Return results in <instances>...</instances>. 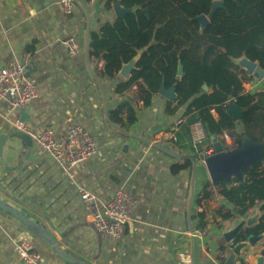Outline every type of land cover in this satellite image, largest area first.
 I'll return each instance as SVG.
<instances>
[{
    "label": "crops",
    "instance_id": "0c3cea01",
    "mask_svg": "<svg viewBox=\"0 0 264 264\" xmlns=\"http://www.w3.org/2000/svg\"><path fill=\"white\" fill-rule=\"evenodd\" d=\"M113 16L105 0H74L69 14L59 0H0V65L29 53L31 80L39 89L38 97L25 108L27 127L34 132L51 127L64 134L69 124L79 123L98 144V151L74 165L68 176L33 141L28 145L12 135L17 130L8 119L10 103L0 97V134L8 135L0 154V197L48 229L63 249L88 264H180V247L192 249L195 264H214L216 259L225 264L230 253L218 242L241 218L220 219L219 206L234 205L215 187L211 198L196 202L203 183L210 179L190 143L187 123L196 113L186 115V104L170 112L169 104L174 107L175 99L158 92L149 104L134 103V121L124 116L123 125H118L109 119L111 111L137 89L135 85L126 93H116L115 85L125 78L98 77L96 67L102 62L86 55L90 30L98 28L99 19ZM71 34L79 43L76 55L62 43ZM252 77L246 89L264 90V79ZM180 119L184 122L174 141L169 129ZM237 129L242 131L240 125ZM226 142L232 144L233 139ZM79 186L103 201H109L120 188L138 199L119 240L104 238L96 230L82 204ZM257 209L250 208L243 217L254 215ZM198 212L205 217L201 219ZM196 230L205 233L191 237ZM256 236L259 240L250 245L253 253L248 264H256L255 253L264 246V232ZM22 239H30L42 253V264H72L59 257L43 237L0 209V264H34L24 261L17 250Z\"/></svg>",
    "mask_w": 264,
    "mask_h": 264
},
{
    "label": "trees",
    "instance_id": "16d2710c",
    "mask_svg": "<svg viewBox=\"0 0 264 264\" xmlns=\"http://www.w3.org/2000/svg\"><path fill=\"white\" fill-rule=\"evenodd\" d=\"M115 1L105 0L106 9L113 10ZM121 1L133 11L124 17L99 19L98 28L88 35L89 59L102 62L96 67L100 78H119L123 63L140 54L130 78L115 85L116 93H126L135 85L137 89L111 111L112 123L123 125L124 116L134 121V103H151L164 82L166 87H176V105L169 104L170 112L186 104L185 114L196 113L191 121L203 122L209 140L220 139L228 149L241 144L242 133L254 141L264 140V90L246 91L243 83L253 77L237 63L246 57L264 69V0H223L225 7H218L204 25L198 17L209 16L213 0ZM179 61L184 68L180 80ZM231 101L242 109L240 119L229 114ZM224 134L233 139L232 144ZM243 174L244 181L222 180L219 185L208 178L196 199L201 204L211 198L215 187L234 205L219 206L221 220L242 218L250 208L263 212L260 222L245 229L234 242L264 232V162L244 168ZM198 216L203 219L205 213L198 212ZM226 248L221 246L223 251Z\"/></svg>",
    "mask_w": 264,
    "mask_h": 264
},
{
    "label": "built area",
    "instance_id": "2783aa9c",
    "mask_svg": "<svg viewBox=\"0 0 264 264\" xmlns=\"http://www.w3.org/2000/svg\"><path fill=\"white\" fill-rule=\"evenodd\" d=\"M59 2L64 13L69 14L73 11L74 0H59ZM62 43L71 55H76L80 50L75 34L63 38ZM30 58V54L26 53L20 60L0 65V97L10 103L8 119L16 130L29 133L33 142L49 153L60 164L63 172L70 176L74 165L88 159L98 151L97 139L79 123L69 124L64 134L57 133L51 127L40 132L31 131L27 127L25 120L21 118L20 111L25 110L39 95L37 85L27 76L26 66ZM245 83H251L249 79L245 80L243 85L246 91H251L252 88L246 89ZM183 122L184 119H180L169 129L170 137L174 141H178L176 132ZM187 125L190 143L196 158L205 164L206 157L214 152L213 141L215 139H208L205 126L200 119L189 121ZM224 138L226 141L232 140L228 134H224ZM79 194L87 216L96 230L104 238L119 240L138 207V199L123 188L118 189L109 201H103L97 194L83 186H79ZM204 233L205 230H196L191 233V237H201ZM236 243L234 240L226 243L225 252L231 253ZM208 249L211 250L210 247ZM17 250L27 263L42 264L45 260L42 253L34 249L30 239L19 240ZM252 253L250 247L245 248L241 256L236 257L235 264H248ZM177 254L180 264H195L191 248L180 247ZM214 264H220V262L216 259Z\"/></svg>",
    "mask_w": 264,
    "mask_h": 264
},
{
    "label": "water",
    "instance_id": "95a60500",
    "mask_svg": "<svg viewBox=\"0 0 264 264\" xmlns=\"http://www.w3.org/2000/svg\"><path fill=\"white\" fill-rule=\"evenodd\" d=\"M218 7H225L223 0H213V5L209 16H199L200 22L204 25L209 22V19L214 14ZM113 11L116 17H124L127 13L132 12L133 8L126 7L122 4L121 0H116L113 4ZM144 13L148 15V10L144 9ZM86 55L89 58V39L87 38ZM140 54L134 56L129 62L123 63L119 74L125 79H129L131 72L136 67V63ZM90 60V59H89ZM237 63L241 65L245 73L250 76H254L259 80L264 79V69L259 66L257 61H252L246 57L237 59ZM27 76L31 78L32 67L27 64ZM184 73L183 64L179 61L177 79L180 80ZM97 77V76H96ZM205 89L208 86L204 85ZM159 93L169 100H173L177 97L176 87H166L162 82L159 89ZM231 117L235 120L240 119L243 115L242 109L236 105L233 101L230 102L228 110ZM21 118L23 120L28 117V113L25 110L20 111ZM12 135L18 136L25 140L28 145H31L33 139L32 136L21 130H17ZM8 139L7 134H0V154H2L3 147ZM214 152L208 155L205 159V165L208 170V174L211 182L214 185H219L222 180L227 183H231L235 178L244 181L243 169L252 166L255 162H264V140L254 141L245 133H242V141L239 146L233 148H226L222 140L215 139L213 141ZM0 209L5 210L14 217H16L23 225L30 228L34 233L43 237L56 251L59 257L64 261L72 264H88L86 261L79 259L72 255L66 249H63L56 241L52 233L39 225L37 221H33L28 215L11 205L6 200L0 197ZM261 210L258 208L256 213L251 216L243 217L241 220L231 229L224 232L220 238L218 244L220 246L234 240L247 228L252 225L258 224L261 219ZM259 240L256 235H250L245 240L239 241L233 247L232 252L229 254L225 264H235L236 257L241 256L242 251L245 248L254 245ZM256 264H264V246L255 253Z\"/></svg>",
    "mask_w": 264,
    "mask_h": 264
}]
</instances>
